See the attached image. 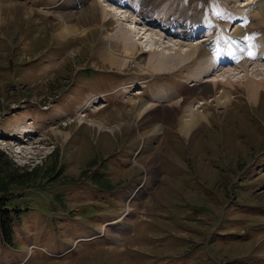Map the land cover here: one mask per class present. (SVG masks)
<instances>
[{
    "label": "rangeland",
    "instance_id": "obj_1",
    "mask_svg": "<svg viewBox=\"0 0 264 264\" xmlns=\"http://www.w3.org/2000/svg\"><path fill=\"white\" fill-rule=\"evenodd\" d=\"M42 1L0 0V156L6 161L0 217L12 228L4 238L0 223V264L14 262L10 244L29 251L30 243L33 258L24 264H262L264 220L252 215L264 209V173L253 172L256 161L264 162V77L255 81L256 98L249 97L247 81L254 79L244 71L229 83L223 75L205 83L197 76L207 69L200 57L204 33L190 39L138 33L141 47L125 57L119 37L127 17L120 14L130 10L124 1L121 8L112 0H62L54 8L47 3L60 0ZM156 1L215 20L212 32L220 31L221 42L235 29L246 34L241 16L230 22L242 8L253 3L264 10V0ZM228 9L234 14L220 16ZM59 13L69 18L72 34L59 35ZM254 22L246 36L251 49L264 38V23ZM149 49L171 55L167 71L144 70L154 65ZM189 49L187 62L174 56ZM254 55L245 62L253 75ZM199 101L204 117L182 132L181 117L191 115L186 106ZM134 145L143 146L138 163L130 159ZM144 174L145 188L129 203L130 227L109 225L61 258L39 248L57 253L79 236H99Z\"/></svg>",
    "mask_w": 264,
    "mask_h": 264
},
{
    "label": "bare ground",
    "instance_id": "obj_2",
    "mask_svg": "<svg viewBox=\"0 0 264 264\" xmlns=\"http://www.w3.org/2000/svg\"><path fill=\"white\" fill-rule=\"evenodd\" d=\"M112 1L115 2V3H119V1H117V0H112ZM126 1H128V2L130 1V3H128V2L125 3V1H124V3L126 5H129V6H126V8L127 7H129V8L133 7L135 9L137 7L136 12L138 11V13L140 15H147V14L151 13L153 11L152 9L154 8L153 0H143L142 2H140L139 0H126ZM229 1L230 2H235V1H239V0H229ZM42 2L46 3V0L45 1L43 0ZM44 3H42V4H44ZM61 3H63L62 0L56 1L55 3L49 2L47 4H53V5H51V7L54 8V7L59 6V4H61ZM71 3H72V0H71ZM74 3H76V1H74ZM122 3H123V1H122ZM3 5H6V4H3ZM105 5H107V4H105ZM258 5L259 4H254L253 5V3L252 4L249 3L246 8H242L240 10L239 13H241L242 15H233V17H232L233 21H230V22L234 23V21L240 20V18L238 16H241L242 19L247 22V23H245V21H244V23L247 24V25H245V26L242 25L243 28H246V29H244L246 34L243 35L242 31H239L238 29H235L232 32V34L230 32L229 38H226L224 42H221V33H220V31L217 32V30H215L214 32H211V34H210L211 42L208 45H207V43L204 44V42L201 43V45H204L203 48H205V49H202V47H201L202 51H200V57L202 56V59H203V64L202 65H205L207 69H204V70H201L200 72H198L197 76L200 77V79L205 78L204 79L205 83L210 81L211 79L215 80V83H216V81H221V79H217V78H220V76H222V75L225 78L224 81L229 83V82L232 81V78L230 76H232V75L236 76V74L237 73L239 74L240 71H244V73H243L244 76H246L248 79H254V80H250V81L246 80L248 82L247 90H248V93H249V97L256 98L255 95L258 92V86H257V83L255 81L264 77V76L258 77L259 74L263 73L261 71L264 69V38H261L260 40H258V38H257L255 40V42H257L256 45L254 46L253 49H251V42L249 41L247 43L246 36H248L247 33H250L249 31L252 30L251 27H252V23L254 21L259 22L260 25H262L264 23V12H263L264 10L263 11H261L262 9L261 10L260 9L257 10L256 8H258L257 7ZM72 7H75V6H72ZM104 9L106 10V8H104ZM231 10L230 11H229V9L228 10H222L221 13H219V14H220V16L222 14V17L225 18L226 16H228V14L231 12ZM106 11L109 12L110 10L107 9ZM228 11H229V13H228ZM103 12H105V11H103ZM128 12H129V10H128ZM156 12L159 13V16L157 17V14H155V16H153V17H155L154 20H153V18H151L150 21L148 20L149 21L148 23H145V25L149 24V25H147L148 28L147 27L139 28V27L135 26L136 18H135V16L133 14H131V12H130V14H126V15L125 14H120L122 16L124 15V17L125 16L127 17V19H125V20H120V21H122L123 24L121 25L122 26L121 35L119 37V41L123 42L124 46H125L124 47L125 48V53H126L125 57H127V55H129V57H132V55L136 54L137 50L135 51V48L138 49V47H141L139 42H141L142 37H139L138 33L143 34V35H147L148 34L147 31H151V32H154V34H156V35L161 37L162 33L157 29V26L159 27L160 23L163 22V21L167 22V24H168L167 28H169V24H174L176 26L177 23H178L177 26L181 25V26L186 28L185 25H188V26L191 25L195 29H199L200 27H202L204 25V23L202 22V20L200 18H197L196 16H188L187 13H185L184 11L182 12L180 9H176L174 11L173 10L171 11L169 8H164L163 10L156 11ZM101 13H102V11H101ZM59 14L60 15L58 17H59V22H60V27H61L60 31H59V35L60 36H66V35L72 34V32H73V30H75V28H73L72 25L68 24L69 18L66 17L62 13H59ZM113 14L117 15L116 13H113ZM178 14H180V15L177 16ZM230 14H234V13H230ZM129 16H130V18H129ZM71 17H73V16H71ZM142 19L145 20L146 18L142 17ZM248 19H254V21L253 20H248ZM253 24H255V22ZM219 26H222V24L220 22H219ZM242 26L239 27V29H241ZM236 34H237V36H236ZM184 35H185V30L181 29L180 32H178V30L176 31V35H174V37H179V38L183 37V39H184ZM164 38H165V36H164ZM132 39L135 42L134 43L135 44L134 47H131L130 44H128V42L131 41ZM146 39H147V37H146ZM170 41H174V40H170ZM251 41H253V40H251ZM172 44H173V42H172ZM247 44H249V46H247ZM241 45H246L247 46L246 50L244 49L245 46L241 47ZM191 47L195 48V45L194 44L190 45V49L192 50L193 48H191ZM191 50L188 51L185 55H182V52L177 51L174 54V56L177 57V59L180 58V61L187 62L190 59V53L189 52H191ZM251 50H253V51H251ZM146 51L149 54L150 61L152 60L153 61L152 63L154 65H153L152 68H150L151 65H149L150 67H146V68H144V70H146V71L149 70V71H152V72L153 71H167L170 68V66L168 65V62L170 61L171 55H164V54H162L163 51L162 52H158V53L155 50H150V49L146 50ZM244 51H245V53H244V57L245 58H242L241 55H242V53ZM112 53H114V52L111 51L109 53L110 55L108 56L110 60H114L115 58H117V53H114L116 55H114ZM253 53L255 55H254V57H252V60H254V59L257 60V62H255V63H257L256 66H255V70H254V72H256L255 75H253V71L252 72L249 71L248 63L243 62L246 58H248L247 56L251 57ZM127 61H129V60H127ZM235 63H238V64H236L235 66H229L228 68H223L224 65H232V64L234 65ZM222 64H223V66H221ZM160 68H165V69H160ZM220 71H223V74H218V72H220ZM194 76H195V74H194ZM210 77H212V78H210ZM196 84H198V83H196ZM214 84H212V85H214ZM214 86H216V84ZM165 89H167V88H165ZM224 93H226V92H224ZM169 96H170V94H169ZM219 99L221 101L222 96H219ZM200 103H202V102L199 101L197 103H193L192 105L186 106V108L190 109V110H187V112H191V115H190V121H188L186 119V118L189 117V115H183V117H181L182 123L180 124L181 125L180 126L181 127L180 130L182 132L186 131L189 127L190 128L194 127L197 123H199L198 120H200L201 118L204 117L203 115L198 114L197 108L199 107L198 105ZM177 122H179V121H177ZM10 138H12V137H10ZM12 139H20V138L17 136V138L15 137V138H12ZM144 172H146V169L144 170ZM138 187L134 188V190L132 191V193L130 194L128 199H132L134 197L133 193H136V192H138L140 190V186H138ZM129 209L130 208L128 206L127 209L125 211H123L122 213H120L116 217L115 220L113 219L114 221L105 220L104 225L102 226L101 230L99 231V236L96 235V236H94V238L100 237L101 235H103V232L105 231L106 227L109 224H114V225L120 224V226H124V227L129 226L130 223H131L130 221H128V218H127L128 216H130ZM80 240H82V239H80ZM72 245L73 246L76 245V242H74ZM35 246L33 245V246L30 247V250L32 252H33V248H35ZM29 251H28V253L31 256L28 257V259L27 258H23L21 260H15L14 262L9 263V264H24V263H26L27 261H29V259L33 258V256H32L33 253L29 252ZM25 259L27 260L26 262H24Z\"/></svg>",
    "mask_w": 264,
    "mask_h": 264
},
{
    "label": "crops",
    "instance_id": "obj_3",
    "mask_svg": "<svg viewBox=\"0 0 264 264\" xmlns=\"http://www.w3.org/2000/svg\"><path fill=\"white\" fill-rule=\"evenodd\" d=\"M258 168V167H257ZM253 217H260L262 220H264V209L263 210H261V211H258L257 212V214L255 215H252ZM80 237V236H79ZM77 239V238H76ZM39 247H42L43 249H46V250H48V253H52V254H54V253H56L55 251H53V250H49V249H47L45 246H39ZM66 250V249H65ZM65 250H63V251H59V252H64ZM14 251H16V253H15V255L13 256V259H12V261H15V260H21V259H23V258H25L26 257V254H27V252H28V248H21V247H17ZM58 253V252H57ZM262 255H263V257L261 258L263 261V263L262 264H264V253L262 252L261 253ZM260 259V260H261Z\"/></svg>",
    "mask_w": 264,
    "mask_h": 264
},
{
    "label": "trees",
    "instance_id": "obj_4",
    "mask_svg": "<svg viewBox=\"0 0 264 264\" xmlns=\"http://www.w3.org/2000/svg\"><path fill=\"white\" fill-rule=\"evenodd\" d=\"M6 161H5V157L3 156H0V165H3L5 164ZM35 175V174H34ZM3 188V187H2ZM4 189V188H3ZM2 191H5V190H2ZM7 211V209H6ZM0 223H1V228H2V234H3V237L4 238H7L9 237L12 233V228L10 226H7L5 221L0 217Z\"/></svg>",
    "mask_w": 264,
    "mask_h": 264
}]
</instances>
